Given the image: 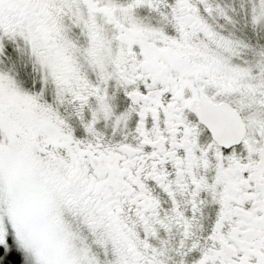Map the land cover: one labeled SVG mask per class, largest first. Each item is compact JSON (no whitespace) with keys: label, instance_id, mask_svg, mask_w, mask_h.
<instances>
[{"label":"snow or ice","instance_id":"snow-or-ice-1","mask_svg":"<svg viewBox=\"0 0 264 264\" xmlns=\"http://www.w3.org/2000/svg\"><path fill=\"white\" fill-rule=\"evenodd\" d=\"M0 264H264V0H0Z\"/></svg>","mask_w":264,"mask_h":264}]
</instances>
